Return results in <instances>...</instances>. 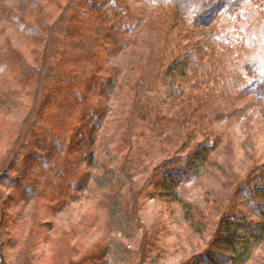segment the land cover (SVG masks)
<instances>
[{
    "label": "rangeland",
    "instance_id": "1",
    "mask_svg": "<svg viewBox=\"0 0 264 264\" xmlns=\"http://www.w3.org/2000/svg\"><path fill=\"white\" fill-rule=\"evenodd\" d=\"M238 1L197 27L147 0H0V264H198L224 218L259 221L264 0Z\"/></svg>",
    "mask_w": 264,
    "mask_h": 264
},
{
    "label": "trees",
    "instance_id": "2",
    "mask_svg": "<svg viewBox=\"0 0 264 264\" xmlns=\"http://www.w3.org/2000/svg\"><path fill=\"white\" fill-rule=\"evenodd\" d=\"M157 10L164 11L172 7L185 21L194 26H208L212 24L219 15L227 11H233L238 6V0H198L194 7L188 6L183 11L180 5L182 0H147ZM84 4L83 2H81ZM184 9V8H183ZM49 54H42V62L47 63ZM185 67V64L175 65L176 68ZM247 91L255 95H264V69L256 74L253 83L247 87ZM31 122L38 121L36 115L28 118ZM211 149L208 146H201L194 154L191 161H195L194 168L179 166L167 170L164 187L172 189L176 186L175 178L181 174L190 173L191 180L197 170L207 160ZM159 166H162L161 164ZM192 166V167H193ZM196 166V168H195ZM189 173V174H190ZM174 179V180H173ZM247 193L253 198L251 203L253 212L260 217L259 221L251 222L245 218L227 217L219 225L216 240L212 251L205 254V258H200L198 264H237L244 261L250 254L252 247L264 241V177L258 176ZM248 189V188H246Z\"/></svg>",
    "mask_w": 264,
    "mask_h": 264
}]
</instances>
